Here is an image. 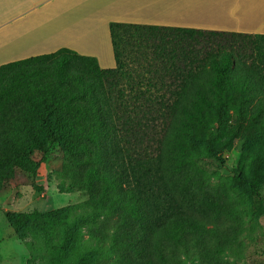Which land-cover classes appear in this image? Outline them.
<instances>
[{
  "label": "trees",
  "instance_id": "obj_1",
  "mask_svg": "<svg viewBox=\"0 0 264 264\" xmlns=\"http://www.w3.org/2000/svg\"><path fill=\"white\" fill-rule=\"evenodd\" d=\"M109 31L114 68L68 48L0 67V168L59 144L89 192L85 212H7L8 224L20 236L51 217L62 231L51 264H75L82 249L76 264H236L227 258L246 221L194 151L204 141L218 161L244 133L264 141V35L119 22ZM233 185L252 202L240 212L264 214V159ZM86 218H103L105 232L87 247Z\"/></svg>",
  "mask_w": 264,
  "mask_h": 264
},
{
  "label": "rangeland",
  "instance_id": "obj_2",
  "mask_svg": "<svg viewBox=\"0 0 264 264\" xmlns=\"http://www.w3.org/2000/svg\"><path fill=\"white\" fill-rule=\"evenodd\" d=\"M256 55L257 52L248 50L245 57L252 62L251 57ZM36 77L39 82L45 75ZM15 89L18 91V88ZM33 122H36L35 117ZM206 138L202 137V140ZM12 139L22 144L26 136L18 133ZM195 147L194 152L199 155V161L213 186L225 189L232 196L239 215L246 221L243 234L235 246L237 256L230 255L227 260L236 264H264V214L251 211L246 216L243 212L252 202L233 185L236 173L250 177L257 161L264 159V141L258 142L244 133L229 148L220 151L218 161L209 158L204 141L198 142ZM70 158V153L63 146L49 144L46 153L34 151L30 156L17 157L10 167L0 168V264H51V248L60 245L62 239L60 227H49L51 217L29 224L22 235L17 236L7 222V212L50 213L66 206H81L79 212L87 211L85 203L89 192L85 172ZM102 221L103 218L82 221L84 246L87 247L90 238L105 233ZM101 231L103 233L99 234ZM87 252L80 250L82 255H77L75 264ZM110 262L102 257L96 264Z\"/></svg>",
  "mask_w": 264,
  "mask_h": 264
},
{
  "label": "crops",
  "instance_id": "obj_3",
  "mask_svg": "<svg viewBox=\"0 0 264 264\" xmlns=\"http://www.w3.org/2000/svg\"><path fill=\"white\" fill-rule=\"evenodd\" d=\"M111 22L264 35V0H0V67L68 48L114 68Z\"/></svg>",
  "mask_w": 264,
  "mask_h": 264
}]
</instances>
